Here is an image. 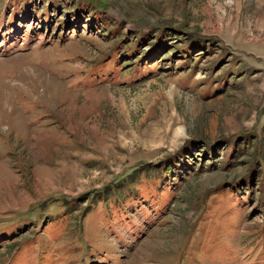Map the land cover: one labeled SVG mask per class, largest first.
Returning <instances> with one entry per match:
<instances>
[{
	"label": "rangeland",
	"instance_id": "1",
	"mask_svg": "<svg viewBox=\"0 0 264 264\" xmlns=\"http://www.w3.org/2000/svg\"><path fill=\"white\" fill-rule=\"evenodd\" d=\"M0 264H264V0H0Z\"/></svg>",
	"mask_w": 264,
	"mask_h": 264
}]
</instances>
